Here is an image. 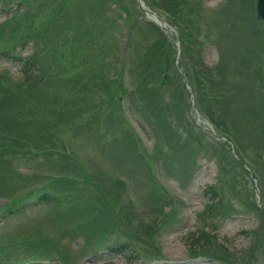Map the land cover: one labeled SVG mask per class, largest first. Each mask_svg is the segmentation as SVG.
Returning a JSON list of instances; mask_svg holds the SVG:
<instances>
[{"label":"rangeland","instance_id":"374dc122","mask_svg":"<svg viewBox=\"0 0 264 264\" xmlns=\"http://www.w3.org/2000/svg\"><path fill=\"white\" fill-rule=\"evenodd\" d=\"M62 1L65 2V6L77 3V8L76 10L65 9L64 18L62 19L65 21V27L61 26L62 30L60 32L58 30L59 25L54 22L44 35H33L34 41L45 47V53H42L43 56L35 59L38 67L41 66L45 71L39 72L38 78H36L37 86L34 85L33 89H26L33 92L34 104L37 105V108L42 104L40 96L43 93L49 98L65 99L61 108L54 103L49 108L46 107L47 113H50L52 118H54L56 112L61 114V119L58 120L60 126L53 130L51 137L57 136L59 140L64 142V148L68 149L67 153L78 161L71 160L72 162L87 166L83 170H88L89 173L95 172L97 179L95 184L97 186L107 187L106 175L110 177L125 176L129 180H126L127 186L124 187V190L119 191L122 204L119 201L117 203L112 200L105 191L100 196L121 224L125 222L126 217L131 220L128 229L132 232V235H140L142 238L144 235L139 232L140 227L144 222L152 224L151 215L156 214L154 212L155 203L146 199L151 191L150 179L155 183L156 191L158 189L160 191L158 193L162 197L166 195V199L169 198L171 203L170 205L165 204L162 212L164 214L170 213V216L164 225L159 220L157 225L160 226V230L153 235L152 242L156 244L153 247L150 245V241L145 244L136 237H132L128 240L131 248L127 247L125 252L116 253L107 249V247H100L101 242L105 243L104 238L100 240V244L96 249H89L85 252L81 250L83 253L80 254L75 246H81L82 237L66 234L59 240L58 230L63 224L55 222L51 217L54 212L49 203H37L38 193L30 190V193L24 197L12 196L14 199L11 195H3L0 197V250L2 251L0 253V264H14L17 259H22L27 264H101L104 261H110L113 264H142L144 259L142 254L153 252L155 246L158 248L156 250L160 257L145 264H226L209 257L200 255L191 257L188 255L185 234L192 232L195 227V229L199 228L201 224L206 225L208 230L213 224L216 229L209 230V234L214 232L216 235L214 238L218 244H222L230 252L236 253L238 260L235 264H264V222H262L258 211L250 206L248 202L249 200L254 201L256 189L260 204H264V165L261 160L253 159L258 164V168H255L262 181L259 191L258 187L254 189L255 185L247 174H242L239 177L238 174L232 173L227 177H220L216 161L206 154V150L212 147L216 154L224 153V148L221 147L222 142L216 139L208 131L209 129L201 127H205L202 123L204 119L199 116L198 120L195 121V114L189 105L190 101L187 93H185L186 91L182 93L181 99H179L177 91L174 94L173 86H169L167 95H164L163 91L161 93L163 96L160 99L162 102L169 104H174L175 101L179 106V113H176L175 109V113L160 110L158 115H142L137 108H134L137 106H132L134 109H127V104L120 101L124 111L123 122L127 120L135 135L132 131L124 129L127 132L121 135L117 142L122 149L128 152H130V148L135 147L136 157L134 155L135 159L126 157L121 161L115 160V149L110 144L101 143L105 141L103 140L104 136L108 138L112 133L113 121L106 119L101 122L93 115L95 109L93 107L94 93L92 92L85 95L87 98L85 107L84 105L81 108L74 107L75 105L71 103L69 97L79 98L74 91H70L69 97L67 95L68 89L73 86L70 84L71 77L69 76L72 71L69 72V70L73 64H81L79 70L82 74L84 71L86 73H94L95 71L104 77L100 79L103 82L111 81V77L115 78V76L120 75L123 79L121 85L124 89L131 87L130 77L133 79L136 76L146 75L148 72L153 74V66L156 60L154 57L150 61L146 59L147 33L141 30L142 23L150 21L149 15L141 9L137 0ZM142 1L143 4L144 2L147 4V0ZM41 2L43 0H0L1 22L4 21L5 10L1 6H5L10 13L15 10L19 12L17 13L19 20L12 31H8V28L4 26L6 32H3L1 30L3 25L0 24L1 82L11 81L15 83V80H21L19 79L21 74L19 65L7 56L15 54L17 56H28L30 53L31 57L33 56L35 45L30 40V32L40 30L46 18L38 15V8L42 5ZM156 2L157 7H165L163 0H156ZM188 2L189 5L181 4V14H177L180 16V20L184 22L185 17L190 19L189 23H184L189 37L185 42L186 51L180 54L179 50L180 68L184 73L186 70L191 72L193 66L197 64L214 67L219 60L222 63L225 62V66L219 67L215 71L212 70L209 75L216 78L223 76L227 79V81L218 80L214 88L216 92L224 91V93L227 89H230L233 102L230 103L224 95L217 102L206 99L204 103L211 110L218 109L224 115L225 121L232 126L246 144L250 145L251 148L256 146L261 149V144L264 143V43H260L259 46L258 40L264 39V36L261 35L258 37L259 39H256L255 31L250 30L251 22L245 18L248 0H188ZM192 3L195 4L192 5ZM121 6L127 12L123 11ZM42 12L43 8H40L39 13ZM240 12L243 16L240 15ZM156 15L161 20L168 19L158 12ZM169 16L172 17V14H169ZM25 18L30 19L27 21L20 20ZM98 18L102 21L108 20L103 29L105 34L103 38L109 43L104 46L84 44L86 51L83 54L76 50L74 55L73 52H64L63 45L66 42L64 35L69 32V29L73 32L72 28L68 26L73 22L80 24L78 20H83L85 24L89 20L97 22ZM135 21H137V24H135ZM24 26L28 27V31ZM168 27L172 32L171 35L165 34L160 28L159 31L171 44L170 37L176 36L178 32L176 26L169 24ZM91 29L92 25H79L75 28L74 36L83 39L82 33L84 30L89 33ZM31 43L33 47L30 46ZM159 45L160 43H157L156 46ZM162 46H167V42L164 41ZM5 48L8 51L2 53L1 50ZM55 50L61 55V58ZM159 50L158 47L156 52H159ZM92 54H97V61H88L89 56L91 57ZM98 54H103L104 58L98 57ZM173 56L174 54H172ZM64 71H68V76H66V79L64 77L60 79ZM42 73L46 75L45 81L42 80L44 82L40 81L44 76L41 77ZM32 74L35 82V72ZM86 76L88 81L94 78L87 74ZM149 80L155 82L156 76L151 77ZM172 80L174 86H176L175 78ZM24 82L25 79H22L18 84L21 85ZM104 89H106L105 86ZM169 95L175 96L173 100H170ZM130 101L136 103L133 99H130ZM4 108L8 110H4V112L5 116L9 118L11 116L10 110L7 107ZM79 112L80 116L78 115ZM71 113L72 118L70 117ZM145 117L153 121L151 125L145 122ZM163 118L168 119L169 127L166 123L163 124ZM176 119L180 124L177 123ZM97 121L100 126L95 124ZM181 122L183 126L192 124V131L200 133L197 137L199 142L195 138L187 142L183 140L174 142V129L181 136L186 133L181 126ZM196 122L201 126H196ZM76 126L79 127V131H76ZM53 127H50V129ZM30 128V131L34 132L45 127L39 123L30 126ZM96 128H100L101 131H95ZM163 131L168 137H172L169 152L166 151L165 143L162 140H157V137L162 135ZM130 132L136 139H133V142L129 137ZM31 136L36 148L45 146L44 135L33 134ZM120 140L126 145L121 144ZM112 141L116 140L113 139ZM117 142H111V144L116 146ZM0 147L9 150L8 142L5 139L0 140ZM117 147L122 150L118 145ZM183 152H185L184 155H182ZM189 157H193L194 160L192 161ZM231 157L234 158L232 155ZM143 158L147 162V166L142 163ZM51 159L49 164L45 160H38L34 163V161H29L28 157H19L16 159L14 168L16 172L21 174H27V172L52 173V170L56 169L54 163L56 166L58 163L56 157ZM8 161L10 162V160ZM231 163L234 167H237L234 160L231 159ZM97 165H100L102 170L98 169ZM132 171L134 174L131 173ZM37 180L36 178L34 184ZM72 181L75 182V180ZM41 183L43 182L38 180L36 185L39 186ZM208 186L213 187L217 194L216 198L221 200V203L213 201L216 204L213 211L206 209V203L211 196V193L207 191ZM89 188L88 184L81 187L85 193ZM1 192L3 194L9 192L5 184ZM97 198L100 202V197L97 196ZM254 205L256 207L255 202ZM229 208L232 211H227ZM220 213L224 215L219 216ZM158 217L159 219L162 218L160 214H158ZM148 224L145 226L153 229V226ZM41 233L49 236L54 235L62 248L55 247L57 250L48 252L43 241L30 240ZM62 244L65 245L67 250L65 253L69 257L68 263L60 255L61 250L65 249ZM29 248L32 249L33 254L38 255L41 252L42 257H46V254L49 256L48 258L39 259L29 258L27 257ZM246 249H249L250 253L253 252L252 261H247L249 251L246 252ZM237 251H240L239 255Z\"/></svg>","mask_w":264,"mask_h":264},{"label":"trees","instance_id":"16d2710c","mask_svg":"<svg viewBox=\"0 0 264 264\" xmlns=\"http://www.w3.org/2000/svg\"><path fill=\"white\" fill-rule=\"evenodd\" d=\"M163 1L165 2V7L162 6V9L166 11L168 10L167 12L169 14H172L170 22L177 28L178 40L180 42V52L183 54L187 49V46H185V42L189 37L186 33L184 23H189L190 19L188 17H185L186 20L184 22L180 20V16L177 14H181V4L189 5V2L188 0ZM41 3L42 5L38 9L40 11V8H43V12L40 14L38 11V15L46 18L45 23L40 30H34L33 32H30V37L33 41V44L35 45V52L33 56L22 58L21 56L12 55V60L16 61L19 66H21L20 71L23 75L25 74V82L19 85L18 83H11L10 81H8L7 83L0 81V138L5 139L8 142L9 146V150L4 149L5 146L0 147V197H2L3 195H11V197H24L30 193V190L31 192H36L38 193V197L36 199L37 203H49L54 212L51 214V217L55 220V222H60L61 224H63L60 227V230H58V235L60 238L64 237L66 234L81 236L82 244L79 247L80 251H85L89 249V247L97 245V241H99L100 243V240L105 238V245L108 248L114 244L111 248L118 249L121 252L126 249L124 247L125 245H123L122 242L123 240H125V238H128V235H126L125 233V228L126 226L129 227V225L126 221L123 224L118 221L114 212L107 206L105 201H102V196L100 195L105 191L107 194H109L112 200H115L116 202L118 197H120L119 191L123 189V184L118 180L113 179L109 175H106L107 187L105 188L101 185L99 187L95 184L97 181L95 172L89 173L90 171L83 170L84 168L86 169L87 166L72 162L66 154L67 148H64V142L59 140L57 136L51 137V135L53 134V130L57 129L60 126V121L58 120L61 119V114L59 112H56L54 114V118H52V115L50 113H47L48 111L46 110V107L49 108L52 103L61 108L64 105L65 99H57L55 97L49 98L47 95V97L45 96V93H43L40 96L42 98V104L37 108V105L35 106L34 104V94L32 91L28 90L30 88L33 89L34 85L37 86L36 78H38L39 72L45 71V69L41 68V66L38 67V64L35 63V59L42 57V53H45V47H43L44 45H40L38 42L34 41L33 35H44L47 29L54 22L59 25L58 30L60 32L62 30L60 27H65V21L62 20L64 18L65 9L76 10L77 8V3H72L65 6V2L62 0H58L57 2L55 0H43V2ZM194 4L195 3H192V5ZM147 5L151 8H157L156 0H147ZM246 8L247 11L245 13V18H247V20L251 22L250 30H254L256 39H259V36H264V25L254 15L253 0H248ZM122 9L123 11L127 12L124 7H122ZM8 12L9 11H6L5 13ZM17 13L19 12L15 10L11 14V16L6 21H4V23L2 24L3 26H1V30L3 32H6L5 27L8 28V31L13 30L14 26L17 24V21L19 20ZM240 15L243 16L242 12H240ZM28 19L30 18L20 20L27 21ZM78 22L80 24L73 22L70 26H68L72 28L73 32L69 29V32L65 33L64 35L66 37V42L63 45V48L65 49H63L64 52H73L72 54L74 55V52L76 50L82 52L83 54L86 51V47L84 46V44L104 46L106 43H109V41H105L103 38L105 36L103 29L108 23L107 19H105V21H102L98 18L97 22L94 20H89L86 22V24L83 20H78ZM135 24H137V21H135ZM79 25H92V29L89 33L85 30L82 33L83 39L81 37L78 38L74 36L75 28H77ZM24 27L28 31V27ZM141 30L147 33L145 57L148 61H150L152 57H154V59L156 60L153 66L154 73L150 74L148 72V74L146 75L144 74L140 77L136 76L133 79L130 77L132 85L129 89L122 88L121 82L123 81V79L120 77V75L115 76V78L111 77V81L103 82L100 79L104 77H102L95 71V74L92 72L86 73V71H84L82 74V72L79 70L82 66L81 64H73L69 70V72L72 71V74H69V76L71 77L70 84L73 86L71 87V89H68L67 87V89L69 90L67 95L69 97L70 91H74L80 99L79 100L69 97L71 103L75 105L74 107L81 108L83 105L85 107V104L87 103V98L85 95L92 92L94 93L93 107L95 109L93 115L97 117L101 122L106 119H111L113 121L114 125H112V133L108 138L104 136L103 140H109V142H106L115 149V160L118 159L117 161L124 160L126 157L134 158V155L136 157L135 147L130 148V152H128L127 150L125 151L124 149H122L117 142V140L119 141V137L127 132L124 129L131 131L126 121L123 122L124 111L120 101H123L127 104V109L137 108L138 112L142 115H158L160 110L175 113V109L176 113H179V106L175 103V101L174 104L164 103L162 102L160 97L163 96L161 94L163 91L164 95L168 94L169 86H173L174 94L175 91H177L179 99H181V95L182 93H184V88L180 84L179 76L173 68V49L171 44L166 40L165 37L162 36L158 28L151 23L143 22L141 25ZM148 34H150L149 37ZM164 41L167 42V46H162V43H164ZM258 41L259 46L260 43H264V39ZM157 43H160V45L156 46ZM158 47L160 48V50L159 52H156ZM1 51L3 53H6L8 50L7 48H5ZM55 51L61 58V55L57 52V50ZM98 57L104 58L103 54H98ZM94 61H97V54H95L94 56ZM221 63L222 62L219 60L214 67H207L202 64H197L196 66H193V70H191L193 74H191L189 70L184 71V74L186 76L187 83L190 86V90L193 93L194 102L197 106L198 111L210 123L216 134H218L219 136H223L232 143L238 159L236 160L231 157L224 144H221V147L224 148V153L216 154L211 147L206 150V154L212 160L216 161V164L218 166V175L220 177H227L232 173L238 174L239 177H241L242 174H247V172L240 165L241 161L246 162L250 170H256L255 167L258 168V164H256L255 160L253 159L261 160L262 164L264 165V143L261 144V149L257 148L256 146L251 148L250 145L244 142V140L232 128V126L225 121L224 115L218 109L211 110L204 103L206 99L217 102L224 95L227 97L230 103L233 102L230 94V89H227L224 93V91L216 92V89L214 88V85L218 80L223 79L224 81H227V79L225 77L223 78V76H219L218 78H216L212 75H209L212 70L215 71V69L219 67L222 68V66L226 65L225 62H223L222 64ZM189 68L191 69V67ZM33 72H35V82L32 74ZM67 72L68 71H64L60 79L63 77L66 79V76H68ZM86 74L94 78L91 81H88ZM43 75L44 73L41 74V77ZM153 76H156L155 82H151L149 80ZM173 78H175L176 86H174V82L172 80ZM45 79L46 75H44L40 81H45ZM162 85L163 87H161ZM104 86L106 89H104ZM79 87H81V89H79ZM61 91L63 90L61 89ZM168 97H170V100H173L175 96L169 95ZM130 99H133L134 101H136V103L130 101ZM156 99L158 100L156 101ZM134 105L137 107L133 108L132 106ZM168 105L170 106L169 108ZM4 107H7L10 110L9 113L11 114V116L9 118L5 116L4 110L7 109ZM78 115L80 116V112ZM70 117L72 118V113L70 114ZM145 118V122L151 125L153 121L147 117ZM167 120V118H163L162 121L163 124L166 123L169 127V122ZM39 123H41V125L45 128H41L40 130L31 132L30 126H35ZM177 123L180 124L179 121H177ZM95 124L100 126L98 121ZM181 126L186 133L184 136H181L180 134H177L174 129V142H178L181 140L187 142L193 140L194 138L197 142H199V139L197 137L200 133H194L192 131V124L183 126L181 122ZM50 127L53 128L50 129ZM94 130L98 132L101 131L100 128H96ZM76 131H79V127L77 126ZM169 133L172 134L171 132ZM33 134L44 135L45 146L36 148L31 136ZM130 134L129 137L133 142L136 139L131 132ZM113 139H115L116 141H112ZM157 140H162L165 143L167 152L171 150L170 145L172 137H168V135L164 131L162 135L157 137ZM111 142H117V145L122 150H120L117 145H112ZM120 143L126 145V143H124L122 140H120ZM184 153L185 152H183L182 155H184ZM49 155L53 156L47 157ZM39 156H42L49 164L52 160L51 158L56 157V161L58 164L56 166L53 162L54 167H57L59 169L61 175L50 178L38 177V180L41 181L42 179L44 181L38 186L36 185L38 180L34 184L38 175L37 173L31 172L30 175L18 173L16 172L14 165L16 164V159L19 157H28L30 161H34L35 163L37 162V158ZM189 158L192 161L194 160L193 157ZM231 159L234 160L237 167H234L232 165ZM8 160H10V162ZM142 163H144V165L146 166L148 165L144 158ZM97 167L98 169L102 170V167L100 165H97ZM130 167L132 168V165ZM131 173L134 174L133 171ZM71 179L75 180V182L73 183ZM149 183L151 186V191L146 196V199L151 200L155 203L154 212H156V214L151 215L152 225H157L159 220L161 221V224L166 223V220L169 218L170 213L164 214L162 212V208L165 204L170 205L171 202L169 198L166 199V195L165 197H162L160 193H158L160 192L158 189L156 191V186L153 180L150 179ZM4 184L7 186V189L9 191L5 194L1 192ZM87 184L90 188L88 189L87 193H85L84 191H82L81 187L87 186ZM207 191L211 193V196L209 198V201H207L206 203V209L213 211L216 205L213 201L215 200L217 201V203H221V200L216 198L217 194L215 193L213 187L208 186ZM97 196L100 197V202ZM12 199H14V197H12ZM248 202L250 206H253L255 210L258 211V213L261 215L262 222H264V212L259 208L256 209L254 201L249 200ZM227 211H232V209L229 208L227 209ZM158 214L161 215V219H159ZM223 215V213L219 214V216ZM130 235H132V232H130ZM187 238L189 240L190 255H201L204 257L216 259L226 264H235V262H237L238 260L236 253L230 252L227 248H225L221 244H218L215 241L213 235H209L201 229H196L193 232L188 233ZM30 240L43 241L45 248L48 249V252L57 250L55 247L59 249L58 240H56L54 235L49 236L47 234L41 233L35 235V238ZM248 251L249 254L247 261H252L253 252L250 253V250L246 249V252ZM61 252V258L66 260L65 262L68 263V255L64 250H61ZM237 252L239 255L240 251ZM0 253H2L1 250ZM28 253L29 255L27 257L34 259L48 258L49 256L48 254H46V257H42L41 252H39L38 255L33 254L31 248H29ZM156 254L157 252L154 251L153 255L150 258H154ZM21 263L22 262H18L17 264ZM103 264L111 263L106 262Z\"/></svg>","mask_w":264,"mask_h":264},{"label":"water","instance_id":"95a60500","mask_svg":"<svg viewBox=\"0 0 264 264\" xmlns=\"http://www.w3.org/2000/svg\"><path fill=\"white\" fill-rule=\"evenodd\" d=\"M255 10L257 16L264 20V0H256Z\"/></svg>","mask_w":264,"mask_h":264},{"label":"bare ground","instance_id":"6f19581e","mask_svg":"<svg viewBox=\"0 0 264 264\" xmlns=\"http://www.w3.org/2000/svg\"><path fill=\"white\" fill-rule=\"evenodd\" d=\"M159 22V24L161 25V27L167 29L169 31V27L167 25V23L165 21H162L161 19L160 20H157Z\"/></svg>","mask_w":264,"mask_h":264}]
</instances>
